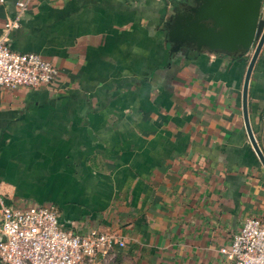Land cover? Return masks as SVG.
<instances>
[{"label":"crops","instance_id":"1","mask_svg":"<svg viewBox=\"0 0 264 264\" xmlns=\"http://www.w3.org/2000/svg\"><path fill=\"white\" fill-rule=\"evenodd\" d=\"M18 1L0 0V34ZM185 1L34 0L10 35L59 77L0 87V191L124 240L98 264H229L221 249L264 218L243 111L253 52L171 55L165 26ZM247 113L264 157V46Z\"/></svg>","mask_w":264,"mask_h":264},{"label":"built area","instance_id":"2","mask_svg":"<svg viewBox=\"0 0 264 264\" xmlns=\"http://www.w3.org/2000/svg\"><path fill=\"white\" fill-rule=\"evenodd\" d=\"M34 0H19L0 34V87H52L59 70L37 53L11 48L10 35L19 30ZM0 264H98L125 242L112 232L79 234L66 228L54 207L18 206L0 191ZM229 264H264V218L248 219L229 248L221 249Z\"/></svg>","mask_w":264,"mask_h":264},{"label":"water","instance_id":"3","mask_svg":"<svg viewBox=\"0 0 264 264\" xmlns=\"http://www.w3.org/2000/svg\"><path fill=\"white\" fill-rule=\"evenodd\" d=\"M263 4L264 0H186L174 8L165 28L171 55L208 52L242 57L253 51L244 83L243 111L249 137L264 165L247 113L249 81L264 46ZM3 237L0 230V242Z\"/></svg>","mask_w":264,"mask_h":264},{"label":"rangeland","instance_id":"4","mask_svg":"<svg viewBox=\"0 0 264 264\" xmlns=\"http://www.w3.org/2000/svg\"><path fill=\"white\" fill-rule=\"evenodd\" d=\"M262 18L264 19V4H263V10H262V14H261ZM253 52V51H252Z\"/></svg>","mask_w":264,"mask_h":264},{"label":"trees","instance_id":"5","mask_svg":"<svg viewBox=\"0 0 264 264\" xmlns=\"http://www.w3.org/2000/svg\"><path fill=\"white\" fill-rule=\"evenodd\" d=\"M191 53L194 54L193 52H190V54H191Z\"/></svg>","mask_w":264,"mask_h":264}]
</instances>
